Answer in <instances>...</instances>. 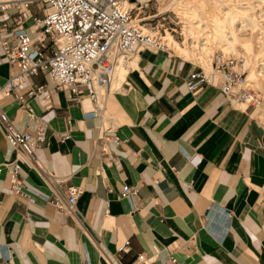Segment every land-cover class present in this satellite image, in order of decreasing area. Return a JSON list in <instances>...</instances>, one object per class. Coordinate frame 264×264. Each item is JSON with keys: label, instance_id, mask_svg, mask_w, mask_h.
<instances>
[{"label": "crops", "instance_id": "obj_1", "mask_svg": "<svg viewBox=\"0 0 264 264\" xmlns=\"http://www.w3.org/2000/svg\"><path fill=\"white\" fill-rule=\"evenodd\" d=\"M6 36L0 84L19 70L4 53ZM125 70L98 116L89 113L91 87L79 99L44 73L20 86L31 112L14 95L0 100L23 131L47 123L36 156L64 180L60 192L83 189L73 214L15 195L14 161L28 186L52 190L0 125V264H264V126L254 107L230 102L218 86L191 92L186 82L200 65L180 54L141 48ZM115 137L105 153L102 141ZM125 184L137 196L123 198Z\"/></svg>", "mask_w": 264, "mask_h": 264}, {"label": "built area", "instance_id": "obj_2", "mask_svg": "<svg viewBox=\"0 0 264 264\" xmlns=\"http://www.w3.org/2000/svg\"><path fill=\"white\" fill-rule=\"evenodd\" d=\"M152 1L0 0V32L7 35L2 47L9 61L19 68L0 84V100L14 95L20 107L31 112L26 96L19 93L20 86L28 77L44 73L56 89L68 90L79 99L85 95L83 87H91L87 97L93 109L89 113L100 115L117 70L127 68L137 50L175 54L165 30L145 27L149 19L145 9ZM246 71L244 57L217 50L212 55L211 69L200 65V70L192 72L186 83L193 93L205 85L218 86L230 102L257 108L261 97L247 87ZM43 89L44 85H39L28 94L34 95ZM0 125L7 142L30 158L52 190V194L46 195L28 186L21 174V164L14 161L7 165L13 193L22 197L36 195L59 210L73 214L83 193L82 187L71 184L61 193L64 180L46 172L36 156V149L47 139V123L39 120L36 133L31 134L19 129L0 106ZM119 141L118 137L113 141L107 138L102 141V150L107 153V146L117 145ZM200 161L198 155L192 158L193 164ZM1 171L0 168V174ZM137 194L138 189L128 184L121 189L123 198L131 199ZM126 245L128 242L121 249ZM143 259L144 255L140 254L138 260ZM172 262L176 259L172 258Z\"/></svg>", "mask_w": 264, "mask_h": 264}, {"label": "rangeland", "instance_id": "obj_3", "mask_svg": "<svg viewBox=\"0 0 264 264\" xmlns=\"http://www.w3.org/2000/svg\"><path fill=\"white\" fill-rule=\"evenodd\" d=\"M145 11L146 28L165 30L175 54L206 70L217 50L244 57L247 87L261 97L254 115L264 126V0H153ZM119 69L122 77L127 70Z\"/></svg>", "mask_w": 264, "mask_h": 264}, {"label": "bare ground", "instance_id": "obj_4", "mask_svg": "<svg viewBox=\"0 0 264 264\" xmlns=\"http://www.w3.org/2000/svg\"><path fill=\"white\" fill-rule=\"evenodd\" d=\"M164 1V0H163ZM165 6V5H164ZM237 13V12H236ZM251 20V19H250ZM170 33V32H169ZM170 43V42H169ZM172 47V46H171ZM173 48V47H172ZM174 49V48H173ZM126 68H124V70H125ZM120 69H118L117 70V73H118V71H119ZM117 73H116V75H117ZM250 84V81H249V77H248V75H247V85H249Z\"/></svg>", "mask_w": 264, "mask_h": 264}]
</instances>
